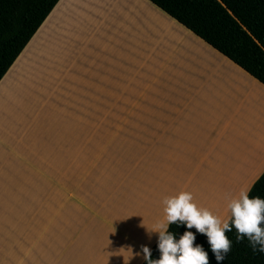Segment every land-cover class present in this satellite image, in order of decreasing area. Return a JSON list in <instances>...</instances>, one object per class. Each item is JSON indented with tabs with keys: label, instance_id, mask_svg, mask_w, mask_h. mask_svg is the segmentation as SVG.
Returning <instances> with one entry per match:
<instances>
[{
	"label": "crops",
	"instance_id": "obj_1",
	"mask_svg": "<svg viewBox=\"0 0 264 264\" xmlns=\"http://www.w3.org/2000/svg\"><path fill=\"white\" fill-rule=\"evenodd\" d=\"M214 139L263 154L262 84L147 0H59L0 81V264H36L82 214L98 236L117 205L149 237Z\"/></svg>",
	"mask_w": 264,
	"mask_h": 264
},
{
	"label": "trees",
	"instance_id": "obj_2",
	"mask_svg": "<svg viewBox=\"0 0 264 264\" xmlns=\"http://www.w3.org/2000/svg\"><path fill=\"white\" fill-rule=\"evenodd\" d=\"M147 1L264 86V0ZM58 2L0 0V81ZM248 194L264 198V174ZM168 231L176 239L191 231L194 246L207 252L208 264H217L206 236L195 228L170 224ZM225 235L231 247L221 264H264V253L253 251L247 239L238 241L234 228ZM157 243L152 260L160 258Z\"/></svg>",
	"mask_w": 264,
	"mask_h": 264
},
{
	"label": "rangeland",
	"instance_id": "obj_3",
	"mask_svg": "<svg viewBox=\"0 0 264 264\" xmlns=\"http://www.w3.org/2000/svg\"><path fill=\"white\" fill-rule=\"evenodd\" d=\"M49 110V109H46ZM57 111L52 115L44 114L45 122L50 120L58 124ZM51 115V116H50ZM215 137V136H214ZM255 148H250L254 150ZM200 150V149H199ZM246 148L233 146L228 140L214 139L211 142H203L197 162L187 161L183 165L184 171L189 174L181 192L190 193L192 203L198 208L207 209L222 222L228 219L227 203L230 199L238 197L241 191L248 193L258 179L264 174V152L261 156H249L244 151ZM162 169V168H161ZM162 170L159 173L161 176ZM162 178V177H159ZM172 184L162 196L171 197L177 195L176 191L180 182L174 175ZM162 183L168 182L162 178ZM144 189L147 190V180L143 181ZM174 190V195L171 190ZM103 193L99 200L106 196ZM215 196L219 197L216 198ZM164 207L163 203H158ZM113 206V204H111ZM118 206L112 210L116 215L114 226L108 228L97 224L98 236L90 228V222H86L82 214L81 221L76 220L75 226L61 228L60 236L67 239L66 244H57V241L46 239L44 245L40 246V259L31 257L32 263L36 264H143L144 258L141 246H147L150 251L158 242L157 223L149 237H142L145 226L141 223H129L132 219L131 205ZM77 211V217L79 216ZM13 213L19 214L15 208ZM143 214V209L141 212ZM0 214H3L0 210ZM2 217L1 219H3ZM154 222V221H153ZM164 217L159 222L163 223ZM6 226H9L7 224ZM0 226V235L8 234V228ZM121 228L114 232L113 228ZM52 236V235H51ZM50 240V241H49ZM16 242H13L14 251H23ZM24 252V251H23ZM28 264V263H27Z\"/></svg>",
	"mask_w": 264,
	"mask_h": 264
},
{
	"label": "clouds",
	"instance_id": "obj_4",
	"mask_svg": "<svg viewBox=\"0 0 264 264\" xmlns=\"http://www.w3.org/2000/svg\"><path fill=\"white\" fill-rule=\"evenodd\" d=\"M162 203L164 222L158 224V231H155L158 233L160 258L152 260L150 249L141 246L146 264H208L207 252L199 244H193L195 235L185 231L176 239L168 231L170 224L195 228L197 233L205 235L217 264H221L230 250L231 241L225 233L233 228L238 241L247 239L253 251L264 253V198H250L247 190L241 191L238 197L228 201L226 207L229 215L223 222L207 209L198 208L187 192L166 197Z\"/></svg>",
	"mask_w": 264,
	"mask_h": 264
}]
</instances>
